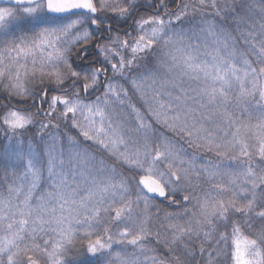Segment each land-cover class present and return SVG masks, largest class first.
I'll use <instances>...</instances> for the list:
<instances>
[{"label":"snow or ice","instance_id":"snow-or-ice-1","mask_svg":"<svg viewBox=\"0 0 264 264\" xmlns=\"http://www.w3.org/2000/svg\"><path fill=\"white\" fill-rule=\"evenodd\" d=\"M255 10L237 37L217 0H0V264H264Z\"/></svg>","mask_w":264,"mask_h":264},{"label":"rangeland","instance_id":"rangeland-1","mask_svg":"<svg viewBox=\"0 0 264 264\" xmlns=\"http://www.w3.org/2000/svg\"><path fill=\"white\" fill-rule=\"evenodd\" d=\"M145 0H143L144 2ZM182 0H180V3ZM230 1L228 0H219L218 3H221L219 5V8L221 10L220 16L215 17V22L218 25H223L225 28H227L233 36H239V32H247L252 30V26L255 25L256 28L259 27L260 22V16L259 13L255 10V8L259 7V0H235V6H234V14L232 17L229 16V10L230 9ZM254 5V10L249 12L247 11L248 6ZM216 12V10H215ZM215 12L206 13L205 15L212 19ZM194 15L197 18V22L199 20V17L201 13L195 12L190 13V16ZM236 17H240L241 19H236ZM239 29V31H237ZM179 39V38H176ZM185 43L192 42L196 43L197 38L193 37L191 32L188 33V36L184 39ZM199 42L201 45L204 43V37L199 38ZM242 43V41H241ZM239 115V113H238ZM5 141L3 140V133H0V190L4 192L6 195V183L5 179H7V182H11L15 179L14 173H19L22 171V168L19 165H13L9 163V160L7 159L5 149H4ZM66 147V146H65ZM39 151L41 154H43L44 146L41 144L39 147ZM65 159H67V156H65Z\"/></svg>","mask_w":264,"mask_h":264},{"label":"trees","instance_id":"trees-1","mask_svg":"<svg viewBox=\"0 0 264 264\" xmlns=\"http://www.w3.org/2000/svg\"><path fill=\"white\" fill-rule=\"evenodd\" d=\"M228 1H230L229 4H230V9H231V10H229V12H230L229 16L232 17L233 14H234V6H235L234 1L235 0H228ZM218 2H219V0H217V4L220 5L221 3H218ZM210 12H215V9H212L211 7H208V8L205 9V14L206 13H210ZM198 13H200V12H198ZM189 151H191V150H189ZM198 155L202 156L205 161L208 160V159H213V160L216 159L215 156L212 155V154L206 155L204 153H198Z\"/></svg>","mask_w":264,"mask_h":264},{"label":"flooded vegetation","instance_id":"flooded-vegetation-1","mask_svg":"<svg viewBox=\"0 0 264 264\" xmlns=\"http://www.w3.org/2000/svg\"><path fill=\"white\" fill-rule=\"evenodd\" d=\"M141 2L143 3V4H145V5H147L149 2H150V0H145L144 2H143V0H141ZM176 3H180V0H176ZM175 7V5H173V8ZM129 23H131V21H129Z\"/></svg>","mask_w":264,"mask_h":264}]
</instances>
